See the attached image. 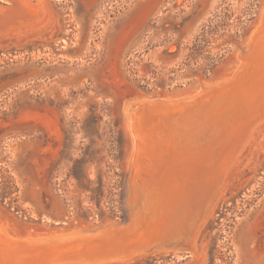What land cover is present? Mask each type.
Segmentation results:
<instances>
[{
    "label": "rangeland",
    "instance_id": "374dc122",
    "mask_svg": "<svg viewBox=\"0 0 264 264\" xmlns=\"http://www.w3.org/2000/svg\"><path fill=\"white\" fill-rule=\"evenodd\" d=\"M40 1L43 24L0 31V223L21 236L119 220V110L144 88L216 80L264 0ZM203 221L196 259L167 250L110 264H264V120Z\"/></svg>",
    "mask_w": 264,
    "mask_h": 264
},
{
    "label": "bare ground",
    "instance_id": "6f19581e",
    "mask_svg": "<svg viewBox=\"0 0 264 264\" xmlns=\"http://www.w3.org/2000/svg\"><path fill=\"white\" fill-rule=\"evenodd\" d=\"M45 19L40 0H5L0 5L2 33L28 32ZM233 57L216 80L205 82L210 85L199 81L176 98L145 101L140 95L143 101L118 112L126 138L124 176L129 171L126 214L130 217L133 205L135 211L153 206V212L160 211L158 222L133 214L129 228L140 226L141 233L120 236L116 244L89 242L86 252L75 255L69 254L81 251L83 239L98 235L105 224L21 236L0 223V264H110L167 250L199 257V227L254 127L264 120V1L255 27ZM231 68L227 79L219 81ZM156 223L164 228L154 229Z\"/></svg>",
    "mask_w": 264,
    "mask_h": 264
},
{
    "label": "water",
    "instance_id": "95a60500",
    "mask_svg": "<svg viewBox=\"0 0 264 264\" xmlns=\"http://www.w3.org/2000/svg\"><path fill=\"white\" fill-rule=\"evenodd\" d=\"M225 68V67H224ZM200 81L205 83L208 81H204V80H200V79H195L194 81H192L187 88H182L180 87L177 83H175L174 80H171V82L168 84L166 90H164L163 92H159L156 88H144L142 90L143 95L141 96L142 98L148 99V100H160V99H164V98H168V97H172V98H176V97H180L182 94H184L187 90L190 89V87H192L193 85H197L198 82ZM129 176V171L127 174H125L124 176V193H123V215L119 220H114L111 218H105L103 220H101L98 223H102L105 224L104 229L100 230L98 235L94 234L92 235V238H88L87 240L83 239V245H82V250L81 251H74L71 252L69 255H75V254H80V253H84L87 251V247L89 246L88 243L91 242H96L97 240L100 241V239H104L106 240V243L108 244H116L114 243V241L120 237V236H125V238H131L132 236H136L139 233H141V227L140 226H134V228L131 230L129 227L130 225L133 223V216H137L140 217L141 219L148 217L149 219H157L160 216V211L155 210V212H153V206H150L146 211H144V208H140V210L135 211L136 208L134 205L131 206V215L130 217L127 216L126 214V208H125V199H127V177ZM134 214V215H133ZM133 215V216H132ZM132 216V217H131ZM158 222V221H157ZM95 224V223H92ZM75 225V224H74ZM158 227L159 229H163L164 226L162 224H157L154 226ZM69 227H73V225L69 226ZM66 227H62L60 225H53L52 227H50V229L55 230H63ZM94 230V229H93ZM39 233L45 232L46 230H37ZM97 230L94 231V233ZM96 235V236H95ZM97 243V242H96Z\"/></svg>",
    "mask_w": 264,
    "mask_h": 264
}]
</instances>
